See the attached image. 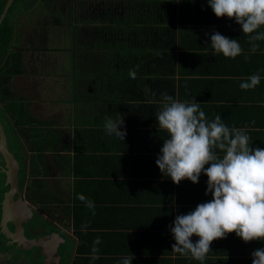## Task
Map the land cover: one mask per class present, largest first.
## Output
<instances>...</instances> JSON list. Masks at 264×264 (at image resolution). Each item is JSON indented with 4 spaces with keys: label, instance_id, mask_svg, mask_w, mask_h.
Here are the masks:
<instances>
[{
    "label": "crops",
    "instance_id": "1",
    "mask_svg": "<svg viewBox=\"0 0 264 264\" xmlns=\"http://www.w3.org/2000/svg\"><path fill=\"white\" fill-rule=\"evenodd\" d=\"M14 1L6 14L8 57L0 61V124L7 126L5 146L14 152L19 182L34 207L45 209L51 234L64 241L56 264H123L130 254L132 264H252V251L264 241L245 243L235 233L213 241L203 262L172 251L176 216L212 197L203 173L197 184L179 185L162 175L155 161L167 133L156 113L163 93L197 101L209 121L220 115L230 128L247 130L251 147L264 149V41L252 53L240 25L217 18L207 0H174L175 44L167 61L150 54L146 37L140 42L144 0ZM146 6L170 11L152 0ZM134 12L141 14L136 22ZM214 31L238 39L243 53L213 56ZM253 74L260 84L241 89ZM118 114L123 142L104 130L106 118Z\"/></svg>",
    "mask_w": 264,
    "mask_h": 264
},
{
    "label": "clouds",
    "instance_id": "2",
    "mask_svg": "<svg viewBox=\"0 0 264 264\" xmlns=\"http://www.w3.org/2000/svg\"><path fill=\"white\" fill-rule=\"evenodd\" d=\"M217 18L227 17L240 25L247 37L250 51L255 53L264 41V0H207ZM207 35V33H206ZM212 55L235 59L243 53L238 39L214 31L210 35ZM245 55V59H247ZM138 67V66H137ZM135 79L136 71H130ZM261 82L253 74L240 83L243 90L255 89ZM161 106L156 123L167 133L155 163L162 175L179 185L183 180L199 182L207 176L205 195L211 199L200 203L193 211L177 215L170 226L175 243L172 251L203 262L211 251V244L235 233L245 243L264 241V149L251 147L245 128L229 127L220 115L209 121L197 101H179L167 93L161 94ZM107 135L124 141L127 135L122 115L107 117L104 124ZM222 153L223 155H220ZM207 166V167H206ZM89 208L94 204L83 195L78 197ZM198 239L193 242V237ZM94 241L92 259L100 244ZM252 264H264V248L251 253ZM130 254L123 264H132Z\"/></svg>",
    "mask_w": 264,
    "mask_h": 264
},
{
    "label": "flooded vegetation",
    "instance_id": "3",
    "mask_svg": "<svg viewBox=\"0 0 264 264\" xmlns=\"http://www.w3.org/2000/svg\"><path fill=\"white\" fill-rule=\"evenodd\" d=\"M6 1L7 0H4V4ZM12 5H13V2L7 12L10 11ZM3 6H1L0 8V13L2 11ZM5 18H6V15L4 19ZM4 19L2 20V22L4 21ZM7 150L10 154L11 152H13L11 150L10 144H7ZM6 164L7 163L5 159L1 155L0 156V250L6 253H11V251L14 250V253H11V255L19 253L20 259H26L27 262L30 264H37V261L31 260L30 257L32 256V254H38V256L40 255L39 258L41 262H43L44 258L41 255L40 249L33 246L32 243L33 241H36V239H38L39 237L44 236V235H49L53 231L56 232V230L53 229L52 231V227L54 226L52 223H51V226L49 225V220L47 219L46 215H44L45 209L43 208V206H41L38 209V208H35L34 204L30 202L31 195L29 194V191L27 189L28 187L25 185V183L23 184V182L22 183L19 182L20 177H17V174H16L17 190L19 191L21 201L23 202L24 205H22L20 202H17V203H19L20 204L19 207H21L22 210L26 212L25 216L19 217V219L22 218L20 220L21 233L26 241L25 243L22 244V246L27 250H22L20 247H18L19 245H17V243L11 237V235L13 236L14 233H16L15 223H13L12 221H6L4 225L6 230L2 229L1 227L2 202L4 200V194L7 193L10 189V184H8V181H7L8 169L6 168ZM12 200L13 202L17 201V195L15 193L13 194ZM31 229H34V232H31L30 231ZM59 249H60V245L57 246V251H59L60 253ZM15 257H17V255H15Z\"/></svg>",
    "mask_w": 264,
    "mask_h": 264
},
{
    "label": "water",
    "instance_id": "4",
    "mask_svg": "<svg viewBox=\"0 0 264 264\" xmlns=\"http://www.w3.org/2000/svg\"><path fill=\"white\" fill-rule=\"evenodd\" d=\"M12 2L13 0H7L5 2L2 11L0 13V24L4 19ZM0 153L7 162L6 165V168L8 169L7 181L8 184H10V189L7 193L4 194V200L2 202L1 227L2 229L6 230L4 226L6 221H12L13 223H15L16 233H14L13 236L11 235V237L14 239L17 245H19L18 247H20L22 250H27L22 246V244L25 243L26 241L21 233L20 220L22 218L19 219V217L25 216L26 212L22 210V208L19 207L20 204L17 203L20 202L22 205H24L23 202L21 201L19 191L17 190L16 165L11 154L6 149L5 136L1 124H0ZM14 193L17 195L16 202H13L12 200ZM55 235L56 234H49V235L41 236L32 243L33 246L40 249L41 255L44 258L43 264H56L58 260L56 248L58 245L64 244V241L62 239L59 240Z\"/></svg>",
    "mask_w": 264,
    "mask_h": 264
},
{
    "label": "trees",
    "instance_id": "5",
    "mask_svg": "<svg viewBox=\"0 0 264 264\" xmlns=\"http://www.w3.org/2000/svg\"><path fill=\"white\" fill-rule=\"evenodd\" d=\"M155 2H160L163 6H167L170 8L169 12L159 13L156 9L150 11L146 6V0H144V28L138 29V33L140 34V42L144 41L146 37L147 42L152 47L150 54L154 52L157 55H161L162 57L167 58V61L171 59V51L173 49V44H175V34H174V9L175 2L174 0H152ZM4 0H0V8L3 6ZM151 5V4H147ZM131 21L136 22L137 19L141 18V14H136L135 12L129 15ZM163 24L166 26L163 27ZM119 28H124L125 25L120 24L117 25ZM128 25L127 30L128 31ZM159 37L163 40V47H157V40ZM11 41V27L8 25L7 18L4 19L0 26V61L5 56L8 57L9 43ZM154 46V47H153ZM118 48L116 49L117 52ZM143 50V49H142ZM144 50L140 53L143 54ZM120 86H122L120 84Z\"/></svg>",
    "mask_w": 264,
    "mask_h": 264
},
{
    "label": "rangeland",
    "instance_id": "6",
    "mask_svg": "<svg viewBox=\"0 0 264 264\" xmlns=\"http://www.w3.org/2000/svg\"><path fill=\"white\" fill-rule=\"evenodd\" d=\"M3 131H4L5 135L9 134L8 130H7V126H5L3 128ZM30 231L34 232V229H31ZM15 252H16V250H15ZM11 253H14V250H12ZM11 253H6V252L0 250V264H30V263L27 262L26 259H20V254L19 253L18 254H14V255H11ZM15 255H17V257H15ZM39 256H38V254H32L30 259L37 261V264H43V262H41Z\"/></svg>",
    "mask_w": 264,
    "mask_h": 264
}]
</instances>
